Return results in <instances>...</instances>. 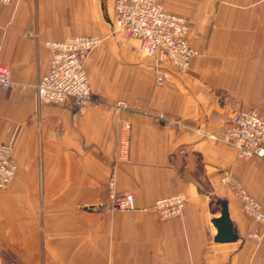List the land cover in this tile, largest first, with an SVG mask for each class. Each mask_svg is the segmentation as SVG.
<instances>
[{"label": "crops", "instance_id": "0c3cea01", "mask_svg": "<svg viewBox=\"0 0 264 264\" xmlns=\"http://www.w3.org/2000/svg\"><path fill=\"white\" fill-rule=\"evenodd\" d=\"M186 18L198 51L190 71L160 63L114 31L115 0H22L0 7V144L12 145L17 171L0 191V264H264L263 227L243 213L222 179L231 175L264 210V159H238L222 142L233 116L264 118V0H157ZM98 36L86 62L93 92L84 113L39 105L36 85L49 72L47 42ZM124 102L127 110L115 108ZM164 115L177 123L161 121ZM122 121L132 124L129 162L117 187L135 212L100 209ZM182 195L180 217L151 210ZM226 202L238 241L215 242Z\"/></svg>", "mask_w": 264, "mask_h": 264}, {"label": "built area", "instance_id": "2783aa9c", "mask_svg": "<svg viewBox=\"0 0 264 264\" xmlns=\"http://www.w3.org/2000/svg\"><path fill=\"white\" fill-rule=\"evenodd\" d=\"M22 0H0V7L11 6ZM114 31L123 32L128 38L141 44L144 55L156 60V85H163L164 75L160 72V63L168 62L181 73L190 71L192 62L199 56L191 45L188 36L189 22L186 18L168 12L157 0H115ZM103 43L98 36H75L60 42H47L51 51L49 72L36 85L39 105H67L84 113L92 101L86 62L89 55ZM11 70L0 65V89L12 86ZM115 108L128 109L124 102H117ZM162 122L173 128L177 123L164 115ZM222 142L237 151L238 159L248 161L254 158L264 159V118L254 110L236 113ZM132 147V124L122 121L116 141V158L107 182L108 203L100 209L110 212H135L138 210L135 198L130 193H122L117 187V170L129 162ZM17 165L12 145L0 144V191L7 190L14 181ZM241 201L244 215L252 222L263 227L250 235L260 242L264 238V210L231 175L222 179ZM186 205L182 195L158 200L151 210L160 219L168 220L180 217Z\"/></svg>", "mask_w": 264, "mask_h": 264}, {"label": "water", "instance_id": "95a60500", "mask_svg": "<svg viewBox=\"0 0 264 264\" xmlns=\"http://www.w3.org/2000/svg\"><path fill=\"white\" fill-rule=\"evenodd\" d=\"M214 226L217 229L216 243L229 244L238 241L233 224L230 220L228 205L226 202L221 204L220 217L214 220Z\"/></svg>", "mask_w": 264, "mask_h": 264}]
</instances>
